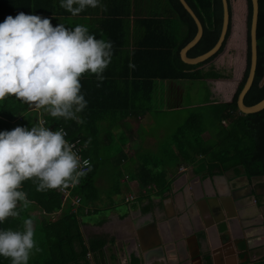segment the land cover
<instances>
[{"label":"trees","instance_id":"1","mask_svg":"<svg viewBox=\"0 0 264 264\" xmlns=\"http://www.w3.org/2000/svg\"><path fill=\"white\" fill-rule=\"evenodd\" d=\"M167 1L185 27L183 36L180 38L171 33L161 17L136 16L132 27V49H129L130 16L133 13L131 0H105L100 3L106 10L88 8L80 13L84 18L70 16L71 13L60 6L61 0H0V23L9 15L15 17L24 12L50 18L54 27L60 23L68 28L87 26L89 33L97 39L113 44L111 63L103 73L105 79L100 82L93 74H85L81 79V93L87 100V107L78 114L82 123L54 118L43 109L31 107L15 97L0 101V132L11 131L17 126L30 130L32 126L41 125L40 118H43L44 127L53 131L63 128L67 139L78 141L84 155L92 161V170L71 190V197L65 196L59 189L39 192L32 180L24 182L22 190L27 193L31 204L27 209L18 205L20 216L9 218L0 224V229L23 230V220H33L35 240L40 251L33 253L29 264H101L104 261L106 240L96 237L86 241L79 220L87 205L100 198L97 176L103 166L99 162L104 163L100 160L101 153L105 151L104 146L101 147V142H104L101 137L112 145L115 142L111 130L113 125L129 116L148 114L158 80L175 82L233 78V68L214 64V59L224 51L227 41L219 53L205 63L190 65L183 62L180 50L196 35L197 25L180 0ZM247 1L249 28L252 5L250 0ZM187 2L204 25L203 37L188 53L195 57L211 49L218 41L223 5L222 0ZM259 5L258 68L255 81L245 97L247 105L256 104L264 98V0H259ZM230 34L231 30L228 36ZM247 75L248 69L231 101H206L208 109L192 113L160 145L157 153L142 152L141 162L130 172V179H138L142 188L155 185L163 192L170 186L169 176L181 164L209 174L234 170L249 178L264 175V109L243 114L237 105ZM106 123L110 129L104 127ZM76 196L81 197V203L75 211L72 202ZM88 254L91 256L88 257ZM0 264H10V261L0 257Z\"/></svg>","mask_w":264,"mask_h":264},{"label":"crops","instance_id":"2","mask_svg":"<svg viewBox=\"0 0 264 264\" xmlns=\"http://www.w3.org/2000/svg\"><path fill=\"white\" fill-rule=\"evenodd\" d=\"M131 1L129 49H132L136 16L161 17L171 33L183 36L185 27L167 0ZM231 1L236 2L235 8ZM230 3V42L237 50L240 63L234 67L233 78L208 79L216 94L223 96L221 101L233 99L247 62L248 1L230 0ZM81 15L73 17L84 18ZM223 53L214 59L217 67H224L226 53ZM148 114L132 118L145 120ZM126 121L131 118L126 117L119 123L124 125ZM122 125L113 127L117 130L115 134L123 131ZM148 137L156 143L153 136ZM132 150L105 153L100 160L106 162L105 157H111V162L121 165L126 163L125 156L120 161L113 158L127 152L136 155L131 159L139 162L142 150ZM135 166L121 167L125 172L114 174L109 182L99 176V171L100 198L90 202L85 214L80 216L86 241L96 237L106 240L105 259L101 264H264V175L249 178L234 170L209 174L181 164L169 176V188L160 192L155 185L145 189L138 179H130Z\"/></svg>","mask_w":264,"mask_h":264},{"label":"clouds","instance_id":"3","mask_svg":"<svg viewBox=\"0 0 264 264\" xmlns=\"http://www.w3.org/2000/svg\"><path fill=\"white\" fill-rule=\"evenodd\" d=\"M60 6L72 16L106 10L100 0H61ZM112 56V42L97 39L87 26L54 27L39 15H9L0 23V101L15 97L54 118L82 123L78 114L87 100L81 79L93 74L102 82ZM65 135L42 124L0 132V224L20 216L18 205L31 204L22 190L25 181L36 183L39 192L64 190L92 170ZM39 251L31 218L23 220V230L0 229V257L10 264H29Z\"/></svg>","mask_w":264,"mask_h":264},{"label":"rangeland","instance_id":"4","mask_svg":"<svg viewBox=\"0 0 264 264\" xmlns=\"http://www.w3.org/2000/svg\"><path fill=\"white\" fill-rule=\"evenodd\" d=\"M231 2L232 6L235 8L236 2ZM231 38L232 30L229 41L227 42L223 51L226 53L224 67L226 66L227 68H233L234 71V67H237L240 63V58L237 56L236 48L231 46ZM214 88L215 87L213 85L211 86V83L208 81V79L179 80L175 82L163 80L157 81L156 90L151 103L152 108L147 115V118H145V120L140 118L133 119L134 117L132 118V116H129L131 121H126L127 123L124 125H122V122L113 125L112 128L116 127L117 125H122L121 129H123V131L115 134L114 131L117 130L114 128L111 129L113 131L115 142L112 145H110V143L108 144L107 142H101V147L104 146L103 148L105 149V151L103 150L101 157L105 153H121L125 148L131 150L133 149L132 151L142 150L141 153L144 151L157 153L159 151L160 145L166 141L168 136L172 134L180 125L184 124V122L192 113H201L208 109L206 101L210 100V103H212V101L223 100V96L216 94ZM42 120L43 118H40L41 124ZM104 127L106 129H110V125L108 123H106ZM121 135H123L122 139ZM148 136H153L154 139H156V143L153 144V139L150 140V137ZM101 140L104 141L105 139L101 137ZM126 140L127 143L123 144L126 142ZM108 149H110V151H108ZM124 156L127 158V160L124 161L126 163L121 165L111 162V157H105L108 160L104 163L97 161V163L99 162L100 165H103L100 169L99 176L104 177V179L109 182L114 174L117 175V173L125 172H123L121 167L124 169H132L136 164L134 168L135 170L139 166L141 162L140 158L138 160L139 162H137L135 159H131L137 156L128 154L127 152H125V154L121 155L120 157H114L113 160L117 159L120 161ZM103 191L106 192L104 187ZM121 193H124V191ZM86 217L87 216L84 218Z\"/></svg>","mask_w":264,"mask_h":264},{"label":"water","instance_id":"5","mask_svg":"<svg viewBox=\"0 0 264 264\" xmlns=\"http://www.w3.org/2000/svg\"><path fill=\"white\" fill-rule=\"evenodd\" d=\"M250 1L252 5L251 23H250V27L248 28L250 43L247 40L248 44H247V62H246V70L248 69V75L244 83V86L237 98L238 108L243 114L257 113L264 109V98L253 105H247L245 103V97L255 81L256 72L258 68V22H259L260 5H259V0H250ZM180 2L193 17L197 25L196 35L180 51L181 58L183 62L190 65H198L200 63H205L206 61L215 57L217 53H219L224 43L226 41L228 42V39L230 37L228 36L229 31L232 29V7L230 0H222L223 19H222V29L218 41L211 49L195 57L189 56L188 53L190 49H192L203 37L204 25L201 19L194 11V9L187 2V0H180ZM248 10H249V4H248ZM249 51H250V61L248 62Z\"/></svg>","mask_w":264,"mask_h":264},{"label":"built area","instance_id":"6","mask_svg":"<svg viewBox=\"0 0 264 264\" xmlns=\"http://www.w3.org/2000/svg\"><path fill=\"white\" fill-rule=\"evenodd\" d=\"M44 124H45V120L43 119V120H42V125H44ZM61 130H62L64 133H66V131H65L63 128H60L58 131H61ZM66 135H67V133H66ZM66 135H65V139H66L70 144H72V145L74 146V151H76V152L80 155V157H81L82 160H83V159H88V160L90 161L91 165H92V161H91L90 157H86V156L84 155L81 146H79V144H78V141H76V142L70 141L69 139H67ZM181 167L183 168V166H181ZM76 185H78V184H76ZM74 187H75V186H69L67 189L62 190V193H63L65 196L71 197V195H70V194H71V190H72ZM72 203H73V205H74V208L78 207V206L80 205V203H81V197H80V196H76V197H74Z\"/></svg>","mask_w":264,"mask_h":264}]
</instances>
